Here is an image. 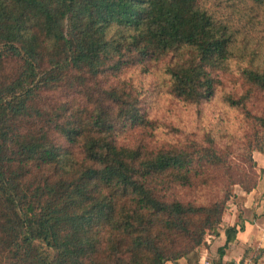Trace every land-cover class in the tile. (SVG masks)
Segmentation results:
<instances>
[{
  "label": "trees",
  "instance_id": "obj_1",
  "mask_svg": "<svg viewBox=\"0 0 264 264\" xmlns=\"http://www.w3.org/2000/svg\"><path fill=\"white\" fill-rule=\"evenodd\" d=\"M219 1L0 0V69L16 64L11 76L0 72V264H166L217 231L235 196L230 180L213 191L220 176L210 169L222 166V156L197 141L149 150L118 143V128L144 123V114L129 94L92 84L107 59L116 68L122 56L112 25L142 5L128 26L143 51L188 52L167 67L174 94L187 103L210 100L219 85L214 73L239 60L251 90L227 100L245 111L249 94L264 92V41L254 36L264 34V0H224L234 17ZM51 83L82 95L71 117L54 125L80 148L62 161L48 131L26 124L36 89ZM245 116L253 129L247 150L264 154V117ZM257 182L233 184L249 192ZM235 232L227 229V241ZM218 252L216 264H239L222 262L224 247Z\"/></svg>",
  "mask_w": 264,
  "mask_h": 264
},
{
  "label": "rangeland",
  "instance_id": "obj_2",
  "mask_svg": "<svg viewBox=\"0 0 264 264\" xmlns=\"http://www.w3.org/2000/svg\"><path fill=\"white\" fill-rule=\"evenodd\" d=\"M219 3L220 11L226 15L231 16L235 11L233 7V12H231L232 10L225 5L224 0H220ZM136 10L140 13L143 11V6L136 5L130 13L125 15L123 21L117 19L119 23L112 25L110 35L121 39L122 56L119 59L115 58L116 68L114 67L115 61L107 59L104 70L97 78L100 83L92 84L93 89L112 88L118 89L120 93L129 94V100H136L138 109L144 114V123L128 122L118 128L116 133L118 143L132 146L143 145L148 150L177 143L189 144L190 141L212 145L224 159L219 169H210L215 175L220 176L217 186H212L215 188L213 191L217 192L224 179L225 181L230 180V188L235 196L228 201L225 212H228L229 208L234 205L239 207L244 201L241 194L244 190L240 184H233V181H241L244 185L257 181L260 175L259 162L264 158L263 153L257 150H247L246 141L253 129L245 113L248 111L252 115L264 117V92L252 91L245 102V111L230 105L227 97L238 99L251 90V86L244 81L241 72L246 64L234 60L231 61L228 70L214 73L219 80V85L210 100L194 104L178 98L172 91L167 67L187 58L188 52L182 50L179 53L167 52L157 56L152 52L148 54V49L143 51V43L137 36H134L133 29L128 26L129 23L137 22L140 15H135ZM234 16L235 13H233ZM108 21L107 19L101 21L99 26L106 28ZM128 36L134 39L126 41ZM254 36L264 41V34L254 32ZM260 58L264 60L263 45ZM15 66L16 64L12 62H5L0 72L11 76L16 70ZM43 69L38 67L37 77L43 75L41 72ZM34 86L35 84L32 88ZM81 97L82 95L69 85L51 83L43 88H37L30 104L33 116L40 115L36 119L31 116V122H26V124L33 130L34 126L35 128L42 126L48 131L50 138L55 142L58 158L61 161L66 154L78 156L80 148L70 145L68 140L54 129V125L58 121L62 123L71 117L74 109L73 103L80 105ZM4 113L8 114L10 110L7 109ZM50 117L54 118L53 122L47 121ZM17 121L23 122V116L18 117ZM47 122L51 126H48ZM250 155L252 160H250ZM211 233L213 232L208 234ZM206 244L205 242L204 246Z\"/></svg>",
  "mask_w": 264,
  "mask_h": 264
},
{
  "label": "crops",
  "instance_id": "obj_3",
  "mask_svg": "<svg viewBox=\"0 0 264 264\" xmlns=\"http://www.w3.org/2000/svg\"><path fill=\"white\" fill-rule=\"evenodd\" d=\"M259 173L257 185L249 192L242 191L243 203L239 207L233 203L225 212L217 231L206 236L205 246L187 258L166 264H216L222 247L223 263L253 264L257 257V264H264V158L259 162ZM229 227H236L237 232L227 241Z\"/></svg>",
  "mask_w": 264,
  "mask_h": 264
},
{
  "label": "built area",
  "instance_id": "obj_4",
  "mask_svg": "<svg viewBox=\"0 0 264 264\" xmlns=\"http://www.w3.org/2000/svg\"><path fill=\"white\" fill-rule=\"evenodd\" d=\"M246 264H248V263H246Z\"/></svg>",
  "mask_w": 264,
  "mask_h": 264
}]
</instances>
